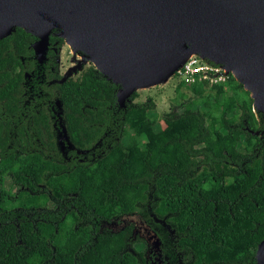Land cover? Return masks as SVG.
<instances>
[{
    "label": "trees",
    "instance_id": "trees-1",
    "mask_svg": "<svg viewBox=\"0 0 264 264\" xmlns=\"http://www.w3.org/2000/svg\"><path fill=\"white\" fill-rule=\"evenodd\" d=\"M27 38L29 34L16 27L0 39V128L8 122L4 116L22 79L20 72L13 70L19 62L12 45L21 53ZM181 85L193 90L199 85L237 98L236 91H240L245 96L240 100L234 97L233 108L228 102L220 105L221 126L216 129L211 122L217 117L210 116L201 104L187 108L192 101L188 98L187 106L180 111L171 109L162 119L194 133L182 136L172 131L166 140L158 141L152 98L135 102L136 91L125 107H119L118 86L93 65L77 79L56 86L62 122L72 142L88 146L103 132L110 139V148L89 164L62 161L56 152V135L53 133L54 141L49 140L47 158L42 159L46 186L55 197L74 192L70 200L79 215L48 211L35 213L42 220H20L16 224V212L11 207L37 206L39 198L23 191L15 197L4 188L5 173L12 171L23 180L21 170L31 174L29 169L33 168L39 175L41 163L39 157L15 155L5 147L7 134L0 132V264H137L134 256L123 250V231L94 235L88 221L92 215L108 218L130 212L137 205L144 207L148 192L159 197L160 214L171 213L170 223L178 227L180 243H187L192 254H204L206 260L221 259L227 264H256L254 252L264 238V137L249 129H264V119L253 112L248 92L231 75L216 84L203 80ZM176 97L178 101L186 94ZM138 111L145 118L135 123L133 117ZM134 136L143 147L142 153ZM131 150L140 154L139 164ZM232 160L239 165L244 161L240 166L243 171L231 170L228 162ZM202 163L203 169L198 170ZM192 180L196 181L194 185Z\"/></svg>",
    "mask_w": 264,
    "mask_h": 264
},
{
    "label": "water",
    "instance_id": "water-1",
    "mask_svg": "<svg viewBox=\"0 0 264 264\" xmlns=\"http://www.w3.org/2000/svg\"><path fill=\"white\" fill-rule=\"evenodd\" d=\"M16 27L37 38L36 52L55 31L80 56L77 67L90 63L118 86L119 107L197 56L239 82L264 119V0H0V39ZM59 126L57 147L71 146ZM254 258L264 264V238Z\"/></svg>",
    "mask_w": 264,
    "mask_h": 264
},
{
    "label": "flooded vegetation",
    "instance_id": "flooded-vegetation-1",
    "mask_svg": "<svg viewBox=\"0 0 264 264\" xmlns=\"http://www.w3.org/2000/svg\"><path fill=\"white\" fill-rule=\"evenodd\" d=\"M55 33L52 31L49 34L48 43L42 51L36 52L33 44L37 38L30 33H28L29 38L26 39L23 52L17 53L12 45L13 54L19 62L13 70L19 71L22 79L19 82L17 95L13 97L11 107L4 116V120L8 118V122H3L0 132L7 134L5 147L12 149L15 155L20 158L29 155L39 157L41 163L39 175L33 168L29 169L31 174L21 170L20 175L23 180L14 175L12 171L5 173L4 188L15 197L23 191V193L39 198L37 206L13 205L11 207V210L16 212L13 220L17 225L20 224V220L33 222L42 220V216H35V213L73 211L79 215L77 208L70 200H73L74 192L67 193L66 196L63 194L61 197H55L47 188L45 176L42 173V159L47 158L49 140L53 139V133L56 135L60 129V122L63 124L62 120L57 119L60 99L57 96L56 86L64 81L77 79L82 71L92 64L82 63L80 67H77L82 62L79 59L80 56L77 53H72L70 57L68 54L65 56L63 49L65 42ZM65 50L69 51L66 47ZM64 62L68 64L62 69ZM73 67L76 69L74 70ZM47 118L50 127H47ZM69 141L71 146L64 141L58 145L56 150L58 157L66 163H92L110 148V139L106 132H103L92 144L84 147H80L70 139ZM243 164L244 161L240 165L236 160L228 162V166L235 173L243 171L241 168ZM203 165L205 163H202L198 170L203 169ZM194 181L192 180V185L195 184L196 181ZM147 196L144 207L137 205L130 212L108 218H98L99 214L92 215L88 221L90 232L96 235L106 231L117 233L123 231V250L132 254L137 264H227L221 259L206 260L204 254L199 256L192 254V250L186 247L187 243L184 245L180 243V236L176 232L178 227L170 223L171 213L166 211L160 214L157 205L159 197L152 192H148ZM200 196L197 192V197L202 199ZM20 216H23V219H20ZM235 264L248 263L235 262Z\"/></svg>",
    "mask_w": 264,
    "mask_h": 264
},
{
    "label": "rangeland",
    "instance_id": "rangeland-1",
    "mask_svg": "<svg viewBox=\"0 0 264 264\" xmlns=\"http://www.w3.org/2000/svg\"><path fill=\"white\" fill-rule=\"evenodd\" d=\"M64 46L66 48H68V50H69L68 52L65 50ZM64 46H63V49L65 52V56H67V54H68V56L70 57L72 55L71 47L66 42L64 43ZM78 58H79V56H78ZM64 60H65V58H64ZM67 64H68V62H64V64H63L64 66L62 67V69ZM86 64H88V63H86ZM198 88L201 89V87L199 85L197 86V90L199 91ZM197 90H193L190 87L187 88L185 86H182L181 83H179L175 79V77L172 76L168 79V81L166 83H164L162 85L160 84V85H155V86H151L148 88H142V89L137 90L138 96L134 99V101L135 102H144L148 97L152 98V100L155 104L154 110H153L154 112H152V113L154 114V116L156 115V117H158V116H164L166 113H169L171 111V109H176L177 111H180L184 107V105L186 103L185 101L188 98H190L192 101L188 106L185 105V106H187V108H189L190 106L193 107L195 105L201 104L205 109H207V112L209 115L211 113H214V111H217L216 113H214L213 116L218 115V118L216 119V118L212 117L213 121L211 122V126L213 129H215L216 127H220L221 126L220 105L223 102H228L230 104V108H233L234 107L233 98L236 96L235 95L232 96L230 93H225L224 95L218 94V93H215L214 90H204L203 89L201 92L200 91L198 92ZM182 92L186 94V97H184V99L180 98L178 101H175V100H177L176 96H178ZM212 96H215L214 100L212 99ZM238 96H239L238 98L240 100L245 95L239 94ZM209 101H211V102H209ZM214 109H217V110H214ZM230 114H231V109L228 112V115H230ZM216 120H217V122H215ZM132 144L135 145L134 143H132ZM227 145L230 146L231 143L227 142ZM48 204H50V202H48Z\"/></svg>",
    "mask_w": 264,
    "mask_h": 264
},
{
    "label": "built area",
    "instance_id": "built-area-1",
    "mask_svg": "<svg viewBox=\"0 0 264 264\" xmlns=\"http://www.w3.org/2000/svg\"><path fill=\"white\" fill-rule=\"evenodd\" d=\"M182 84L192 85L207 80L210 84L225 82L227 77L222 74V68L216 64L191 56L173 74Z\"/></svg>",
    "mask_w": 264,
    "mask_h": 264
},
{
    "label": "crops",
    "instance_id": "crops-1",
    "mask_svg": "<svg viewBox=\"0 0 264 264\" xmlns=\"http://www.w3.org/2000/svg\"><path fill=\"white\" fill-rule=\"evenodd\" d=\"M203 89H199V91L201 92ZM198 91V90H197ZM198 91V92H199ZM236 93L240 94V91H236ZM242 94V93H241ZM211 102V101H209ZM213 110V109H212ZM217 110V109H214ZM217 111H214V113H216ZM214 113H211L210 115L213 116ZM215 117L218 118V115H216ZM145 118V114L142 111H138L134 117H133V121L135 123H138L139 121L143 120ZM156 122L154 123V126L157 125V131L155 132V137L158 141H163L166 140L169 136V134L172 131H176L178 132L180 135L182 136H186L189 135V133H194L193 130L190 131H186L181 125L177 124V123H168L166 121H164L162 119V116H158L157 119H155ZM217 122V120L215 121ZM219 128V127H216ZM215 128V129H216ZM134 141H136L139 145V151L142 153L143 152V147L142 145H140V143L138 142V138L134 136ZM132 144V142H130V145ZM131 156L134 158L136 164L140 163V154H135L132 150H131Z\"/></svg>",
    "mask_w": 264,
    "mask_h": 264
}]
</instances>
